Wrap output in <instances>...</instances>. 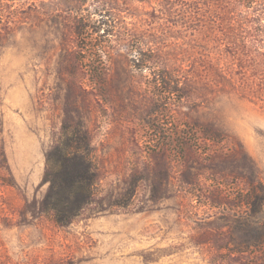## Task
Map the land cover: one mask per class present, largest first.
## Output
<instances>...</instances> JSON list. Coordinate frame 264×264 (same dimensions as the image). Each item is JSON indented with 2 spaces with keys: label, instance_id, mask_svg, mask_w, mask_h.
I'll return each mask as SVG.
<instances>
[{
  "label": "rangeland",
  "instance_id": "1",
  "mask_svg": "<svg viewBox=\"0 0 264 264\" xmlns=\"http://www.w3.org/2000/svg\"><path fill=\"white\" fill-rule=\"evenodd\" d=\"M69 117L102 179L62 224L39 202ZM262 231L264 0H0V264H264Z\"/></svg>",
  "mask_w": 264,
  "mask_h": 264
},
{
  "label": "trees",
  "instance_id": "2",
  "mask_svg": "<svg viewBox=\"0 0 264 264\" xmlns=\"http://www.w3.org/2000/svg\"><path fill=\"white\" fill-rule=\"evenodd\" d=\"M81 21L76 22L74 32L85 39L89 27H94V32L99 31L102 17L93 20L92 23L88 17ZM90 41L85 43L82 41L81 51L84 52L75 58L76 63L77 66L83 64L90 67L89 70L95 73L99 71V74L96 73L99 77L102 67L99 63L91 65L95 60L93 52L90 54L93 44ZM98 45L97 50H101L104 43ZM85 57L89 58V64ZM101 179L91 138L83 129L81 122L73 121L70 117L62 121L57 139L45 152L42 182L46 183L47 188L39 202L40 210L56 223L69 222L93 203L95 187ZM254 237L255 243L264 244V231L254 234Z\"/></svg>",
  "mask_w": 264,
  "mask_h": 264
}]
</instances>
